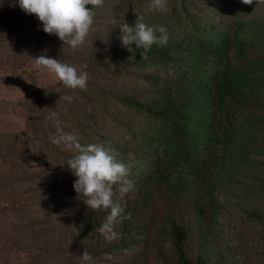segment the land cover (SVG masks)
<instances>
[{
    "label": "trees",
    "instance_id": "trees-1",
    "mask_svg": "<svg viewBox=\"0 0 264 264\" xmlns=\"http://www.w3.org/2000/svg\"><path fill=\"white\" fill-rule=\"evenodd\" d=\"M148 2L86 5L94 22L76 50L28 34L36 49L21 69L46 54L86 65L89 79L28 100L25 129L0 142V264H81L85 251L90 264H264V0H167L163 13ZM11 5L20 31L31 28L37 17ZM140 15L169 34L143 56L119 29ZM57 118L129 166L133 189L113 186L115 240L99 231L110 210L74 191V153L51 143Z\"/></svg>",
    "mask_w": 264,
    "mask_h": 264
},
{
    "label": "clouds",
    "instance_id": "clouds-1",
    "mask_svg": "<svg viewBox=\"0 0 264 264\" xmlns=\"http://www.w3.org/2000/svg\"><path fill=\"white\" fill-rule=\"evenodd\" d=\"M18 6L26 14H34L40 21L42 31L56 35L63 46L76 50L86 42L94 22L92 8L86 5H100L103 0H17ZM244 2V0H242ZM252 2V0H250ZM167 10V0H149L148 11L163 13ZM122 46L129 51L141 49L142 56L153 44L166 45L169 39L166 26H150L144 22V16H137L134 24L124 22L120 27ZM36 68L46 69L57 81L69 90L87 88L89 79L86 65L78 70L75 66L41 54L33 58ZM65 101L71 102L72 96L65 95ZM53 115H56L55 113ZM56 132L51 143L71 150L74 155L67 161L66 167L76 178L73 183L77 196L92 210H110L107 220L99 228L108 241L118 238L114 229L123 209L114 202L113 186L120 184L121 197L129 193L134 185L127 177L130 169L118 160L110 148L99 143L82 144L77 134L65 132L59 118L55 120ZM81 264H90L92 255L85 251L79 257Z\"/></svg>",
    "mask_w": 264,
    "mask_h": 264
},
{
    "label": "rangeland",
    "instance_id": "rangeland-1",
    "mask_svg": "<svg viewBox=\"0 0 264 264\" xmlns=\"http://www.w3.org/2000/svg\"><path fill=\"white\" fill-rule=\"evenodd\" d=\"M11 1L0 0V3H4L0 11V142L4 140L5 135L25 129L24 104L28 100L36 98L35 96L39 97L40 92L50 87L59 85V81L52 73L43 68H36L33 63L20 68L22 59L27 57L29 52L34 53L36 49V45L34 43L31 45L28 40V34L32 32L36 36L41 35L42 27L38 18H35L32 27L21 32L15 14L13 15L15 9ZM116 1L126 5L134 0ZM138 85L140 88L145 86L140 82ZM123 115L131 125L139 126L144 122V117L138 113Z\"/></svg>",
    "mask_w": 264,
    "mask_h": 264
}]
</instances>
